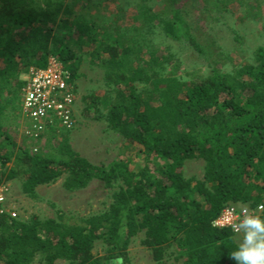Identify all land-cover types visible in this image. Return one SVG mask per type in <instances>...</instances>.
Masks as SVG:
<instances>
[{
    "label": "trees",
    "instance_id": "trees-1",
    "mask_svg": "<svg viewBox=\"0 0 264 264\" xmlns=\"http://www.w3.org/2000/svg\"><path fill=\"white\" fill-rule=\"evenodd\" d=\"M177 3L170 0V7ZM140 7L149 24L157 20L165 34L204 53L184 8L167 17ZM113 35L64 0H0V184L21 175L22 191L31 197L37 186L64 175L68 190L95 179L117 185L109 210L83 225L4 216L0 264H32L39 255L45 264H118L140 232L159 262L173 246L183 264H236L229 257L236 234L213 223L228 205H264V48L257 63L186 79L167 72L173 54H159L146 39ZM85 55L106 66L107 96L99 102L109 128L140 147L149 166L135 170L129 160L96 165L72 147L67 133L58 138L56 128L46 152L19 144L12 134L9 126L17 127L22 115V75L54 58L74 83ZM188 160L205 162L204 179L186 177ZM11 162L16 169L6 168ZM98 240L106 244L104 257L93 253Z\"/></svg>",
    "mask_w": 264,
    "mask_h": 264
},
{
    "label": "rangeland",
    "instance_id": "rangeland-1",
    "mask_svg": "<svg viewBox=\"0 0 264 264\" xmlns=\"http://www.w3.org/2000/svg\"><path fill=\"white\" fill-rule=\"evenodd\" d=\"M231 1L225 7L220 0H178L173 7H170V0H91L86 6V0H64V3H71L75 12L92 16L105 25L113 36L122 33L125 40L146 39L149 47L159 51V54H173L167 64V72H176L185 75L186 79H191L196 75L206 77L213 68L232 71L243 64L257 63V50L264 48V0ZM142 5L149 8L146 10L148 14H162L167 17L172 15L173 8H184L192 32L201 43L204 53L200 54L185 39H175L165 34L161 26L155 25L157 20L149 24L148 17L143 13L144 9L141 10ZM142 56L148 58L146 53ZM175 64L178 67H174ZM105 71L106 66H103L100 60L95 59L92 62L91 57H83L79 77L74 81L77 89L76 124L69 132L59 130L56 136L59 138L63 133H67L72 147L96 165H110L114 161L129 160L131 167L140 170L149 166L140 147L129 144L122 135L110 129L105 119L104 104L99 102L107 96ZM27 75L28 73H24L21 78L26 80ZM93 101L97 102L96 106L90 105ZM23 125L24 119L21 115L17 127L9 126L18 143L29 149L37 146L43 152L49 151L50 145L55 141L52 139L49 143L52 135L43 142L34 143L24 136ZM15 167L12 162L6 166L8 170L16 169ZM204 174L203 160L186 162L187 178L202 180ZM64 181L65 175L54 183L41 184L37 186L36 195L32 197L22 191L21 175L6 180L3 184L10 185L14 198L12 203L19 212L18 219L33 221L54 218L69 224L82 225L89 216L109 210L113 192L117 189V185L108 187L104 182L95 179L86 188L68 190ZM238 205L240 208L250 206ZM256 214L264 216V210L257 211ZM144 239V232L134 236L128 246L126 258L117 263L183 264L173 246L166 249L163 262L155 260L151 250L143 243ZM238 239L236 235V240ZM93 253L97 257L106 256V244L102 240L96 241ZM42 258L37 256L32 264H45ZM55 264L68 262L58 260Z\"/></svg>",
    "mask_w": 264,
    "mask_h": 264
},
{
    "label": "built area",
    "instance_id": "built-area-1",
    "mask_svg": "<svg viewBox=\"0 0 264 264\" xmlns=\"http://www.w3.org/2000/svg\"><path fill=\"white\" fill-rule=\"evenodd\" d=\"M77 89L62 63L51 58L45 68L31 67L22 89L23 134L34 143L43 142L53 129L72 130L76 124ZM37 152L38 147L32 148ZM14 198L9 184H0V233L2 218L18 219L19 212L13 205ZM261 206V205H260ZM240 208L228 205L214 221L217 227H230L237 223L244 210L257 213L264 208Z\"/></svg>",
    "mask_w": 264,
    "mask_h": 264
},
{
    "label": "clouds",
    "instance_id": "clouds-1",
    "mask_svg": "<svg viewBox=\"0 0 264 264\" xmlns=\"http://www.w3.org/2000/svg\"><path fill=\"white\" fill-rule=\"evenodd\" d=\"M216 226L214 222L213 227ZM231 228L239 239L229 253L230 259L236 264H264V216L244 210L242 218Z\"/></svg>",
    "mask_w": 264,
    "mask_h": 264
}]
</instances>
